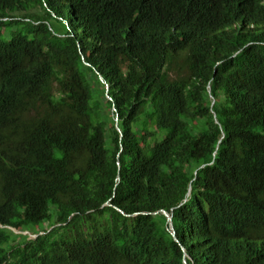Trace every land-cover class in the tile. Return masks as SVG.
Here are the masks:
<instances>
[{
  "label": "trees",
  "instance_id": "obj_1",
  "mask_svg": "<svg viewBox=\"0 0 264 264\" xmlns=\"http://www.w3.org/2000/svg\"><path fill=\"white\" fill-rule=\"evenodd\" d=\"M183 257L264 264V0H0V264Z\"/></svg>",
  "mask_w": 264,
  "mask_h": 264
},
{
  "label": "water",
  "instance_id": "obj_2",
  "mask_svg": "<svg viewBox=\"0 0 264 264\" xmlns=\"http://www.w3.org/2000/svg\"><path fill=\"white\" fill-rule=\"evenodd\" d=\"M99 77H100V75H99ZM161 211H162V213L165 215V217H166V221H167V225H168V230H169V232L172 234V236L175 238V235H174V230H173V227H172V224H171V220H170V217H171V214L170 213H168L166 210H164V209H161ZM182 261H183V263L184 264H191V263H187L186 261H185V259L183 258L182 259Z\"/></svg>",
  "mask_w": 264,
  "mask_h": 264
},
{
  "label": "clouds",
  "instance_id": "obj_3",
  "mask_svg": "<svg viewBox=\"0 0 264 264\" xmlns=\"http://www.w3.org/2000/svg\"><path fill=\"white\" fill-rule=\"evenodd\" d=\"M212 100H213V99H211L210 103H212ZM24 232L27 233V231H24ZM40 232H42V231H40ZM28 234H29L30 237L36 235V233H33V232H31V233L28 232ZM183 258H184V257H183ZM183 258H182V259H183ZM184 259H185V258H184ZM185 261H186V260H185ZM182 262H183V261H182ZM186 262H187V261H186ZM187 263H188V262H187Z\"/></svg>",
  "mask_w": 264,
  "mask_h": 264
},
{
  "label": "rangeland",
  "instance_id": "obj_4",
  "mask_svg": "<svg viewBox=\"0 0 264 264\" xmlns=\"http://www.w3.org/2000/svg\"><path fill=\"white\" fill-rule=\"evenodd\" d=\"M29 238H30V236H29Z\"/></svg>",
  "mask_w": 264,
  "mask_h": 264
}]
</instances>
